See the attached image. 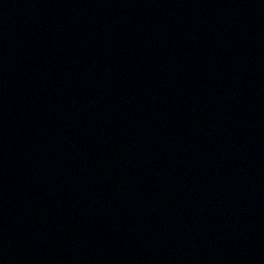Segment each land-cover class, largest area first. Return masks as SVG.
I'll return each mask as SVG.
<instances>
[{
	"label": "water",
	"instance_id": "95a60500",
	"mask_svg": "<svg viewBox=\"0 0 264 264\" xmlns=\"http://www.w3.org/2000/svg\"><path fill=\"white\" fill-rule=\"evenodd\" d=\"M0 264H264V0H0Z\"/></svg>",
	"mask_w": 264,
	"mask_h": 264
}]
</instances>
